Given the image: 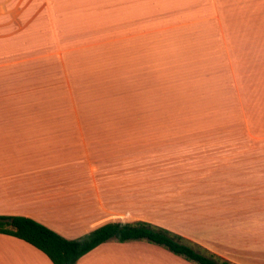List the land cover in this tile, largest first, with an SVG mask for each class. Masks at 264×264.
<instances>
[{
  "label": "crops",
  "instance_id": "crops-1",
  "mask_svg": "<svg viewBox=\"0 0 264 264\" xmlns=\"http://www.w3.org/2000/svg\"><path fill=\"white\" fill-rule=\"evenodd\" d=\"M226 3L140 0L105 19L93 0H0V215L69 239L146 221L264 264V133L233 69ZM189 263L145 240L75 262ZM0 264L53 263L0 233Z\"/></svg>",
  "mask_w": 264,
  "mask_h": 264
},
{
  "label": "trees",
  "instance_id": "trees-1",
  "mask_svg": "<svg viewBox=\"0 0 264 264\" xmlns=\"http://www.w3.org/2000/svg\"><path fill=\"white\" fill-rule=\"evenodd\" d=\"M0 233L15 236L33 245L53 264H75L81 255L110 239L119 242L145 240L194 264H234L167 228L146 221L107 222L79 237L69 239L29 217L0 215Z\"/></svg>",
  "mask_w": 264,
  "mask_h": 264
},
{
  "label": "rangeland",
  "instance_id": "rangeland-1",
  "mask_svg": "<svg viewBox=\"0 0 264 264\" xmlns=\"http://www.w3.org/2000/svg\"><path fill=\"white\" fill-rule=\"evenodd\" d=\"M93 1L96 3L94 8H97L94 16L100 12L98 15L105 16L106 19L107 15L101 11L106 9L107 5L134 7L140 0H127L132 1L131 4H123L121 1L116 5L111 4L109 0ZM220 8V19L227 32L238 85L240 84L239 87L247 100L246 104L259 122V131L264 133V0H235V3H226ZM121 32L123 33L122 29L117 31V34ZM246 41H256V44H246ZM229 113L234 118L235 111L229 110ZM129 127L133 131L139 130V126ZM113 240L110 239V242Z\"/></svg>",
  "mask_w": 264,
  "mask_h": 264
}]
</instances>
